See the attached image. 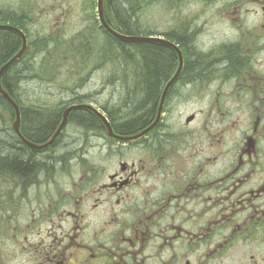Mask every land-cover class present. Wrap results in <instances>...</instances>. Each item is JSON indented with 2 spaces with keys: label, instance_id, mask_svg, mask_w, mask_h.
<instances>
[{
  "label": "flooded vegetation",
  "instance_id": "af4514ba",
  "mask_svg": "<svg viewBox=\"0 0 264 264\" xmlns=\"http://www.w3.org/2000/svg\"><path fill=\"white\" fill-rule=\"evenodd\" d=\"M86 1L0 0V25L22 31L27 40L18 62L30 54L36 64L50 62L44 47L52 46L57 53L59 48L75 50V38L66 35L75 25L86 29L91 15ZM174 1H179L177 8L166 14L159 33L147 31V37L170 45L149 43L159 49L157 57L146 52L145 59L166 72L157 95L148 96L146 64L143 73L130 64L128 93L136 94L141 77L143 100L127 98L123 108L114 107L112 120L106 108H97L114 136L89 110L71 111L63 134L35 151L36 157H45L44 164L33 162L27 179L14 176L9 181L25 192L45 169L58 172V165H65L67 175L76 173L67 180L66 194L54 199L47 193L45 201H37L27 221L35 231L20 248L21 258L29 257L32 246L29 264H264V0H194L219 7L208 9V19L198 9L178 8L184 0ZM222 25L229 30L223 37L206 35L211 26ZM93 26L101 31L98 24ZM0 35H9L14 49L22 46L15 32L0 29ZM31 49L42 50L32 54ZM7 57H0V64ZM80 89H87L86 84ZM73 94L75 90L73 99H62L66 104L59 123L67 104L93 102ZM185 106L196 107L189 112L205 113L184 122L188 126L204 119V137L169 130L173 127L167 113ZM124 108L133 115L121 117ZM241 110L255 112L257 118L225 155L223 141L235 123H222L211 132L209 120L217 113ZM90 115L99 125L93 123L96 127L85 132ZM59 123L53 120L51 125L57 128ZM128 126L135 129L124 132ZM68 127L79 134L65 137ZM145 131L137 139H119ZM16 142L19 148L25 146ZM93 153L96 164L88 161ZM38 167L44 169L39 173ZM15 241L21 243L18 238L6 242Z\"/></svg>",
  "mask_w": 264,
  "mask_h": 264
},
{
  "label": "rangeland",
  "instance_id": "374dc122",
  "mask_svg": "<svg viewBox=\"0 0 264 264\" xmlns=\"http://www.w3.org/2000/svg\"><path fill=\"white\" fill-rule=\"evenodd\" d=\"M88 4L89 2L87 0L86 6L88 10H91V15L88 17L86 29L79 27V25H75L66 36L75 38L74 48L79 49L81 53L87 50L89 53V61L82 60L81 57L71 59L73 58L72 56L66 57V59L63 57L61 61V54L57 53L52 46H49L48 48L44 47L46 52L45 55L48 56L50 62L43 65L48 66V68L46 70L39 68L38 71L36 70L34 73L26 72L22 74L25 76H23L24 80L20 82L21 90L19 92L20 95L18 94L20 98L22 97L23 99H21L22 102L20 101L22 105L28 106L30 102H35L36 105L45 104L47 105V108L56 109V106L64 103L62 99L72 98L73 91L70 92L71 89L75 88L76 85L78 86V84L80 86L86 84L87 89H77L75 90V94L80 96L85 95V97L91 98L93 106L97 108H106L108 110L105 109L107 113L110 112L114 114L113 109L115 106L123 108L127 94L124 85L120 81L121 74H116L113 72V69L108 66V63H112L116 60L118 52H114V54L111 53L108 58L106 55H102V57L100 56L99 52L105 51L106 49L104 48L106 40H104L103 35L97 27L93 26V22L96 21V0L92 1V6L88 7ZM127 5L129 7H134L133 12L130 13L131 19H129L130 25L133 26L132 30L141 29V32L146 33L148 30H153L159 33L161 27L165 24V18H167L166 14H170V11L172 10L168 0H130ZM178 8H191L192 10L198 9L200 10L202 18L208 19V16L212 13L208 12V9L215 10L219 7L201 4V2L194 0H184L179 3ZM227 29L228 28L225 25L220 27L211 26L209 31L206 32V35H222L229 32ZM82 30L84 31L82 32V35L79 36V32ZM44 34L45 30L40 33V35ZM221 37H223V35ZM42 49H31L30 53L34 54L37 50ZM65 49L66 53L72 52L74 54V50L71 47ZM31 57L32 55L30 54L29 58L26 60V64L34 63ZM74 65L77 67H72ZM72 69L74 71H72ZM124 78H126V80H124L127 82L126 88L128 90L129 77L126 75ZM61 90H66L67 92L60 93ZM96 91L97 93L94 94ZM73 103L75 102L69 103L66 106ZM195 109L196 107L193 106H185L179 107L176 112L167 113V121L169 122V125L173 127L169 130L175 133L180 129L181 131L193 134L196 139L200 136L204 137L203 134H201L204 131L201 125V123L204 122V119L196 120L188 126H185L184 124L185 119L190 115H195L196 118L198 117L197 119H199V117H202V115L205 114L189 112ZM121 113L125 114L124 111ZM0 115L2 117V121H0V130L5 133H10L12 125L10 117H8L3 110H0ZM256 118L257 113L241 110L239 112H225L224 114L217 113L213 116L211 121L209 120V128L211 132L212 130H214V132L217 131L222 123H235V129L226 134L223 141V152L225 155H228V152L233 149L235 143L240 138L241 132L246 131ZM239 129H241L240 133H237ZM72 134H79V131L68 127L65 137ZM179 136L181 137L182 135ZM189 142H194V140ZM203 143L204 140H201L200 146H202ZM62 145L66 146L67 143L63 142ZM92 155L93 156H91L88 161L96 164L98 162L97 155L96 153H93ZM225 158L227 159V156H225ZM220 165L221 164H219V166ZM64 166L65 165H58L59 168H56L59 169L58 172L45 169L43 172L46 174H40L34 182V187L25 192L17 191L15 187L10 184L9 181H14V178L10 177L9 174L3 173V175L0 176V264H29L28 260L32 246L27 249L29 257L21 258L20 254L21 244L27 246L23 239L27 238V240H30L31 234L35 231L31 222L27 221L30 219L32 211L37 206V201H45L44 197L47 193H52L54 199H57L59 195L66 194L64 191L68 187L67 180L72 179V176L76 173L72 171L67 175V167L65 166L64 169ZM38 169L40 173L44 168L38 167ZM72 170H75V168ZM12 238H18L21 243H17L16 241L14 244L6 242L8 239L10 240Z\"/></svg>",
  "mask_w": 264,
  "mask_h": 264
},
{
  "label": "trees",
  "instance_id": "16d2710c",
  "mask_svg": "<svg viewBox=\"0 0 264 264\" xmlns=\"http://www.w3.org/2000/svg\"><path fill=\"white\" fill-rule=\"evenodd\" d=\"M93 0H88L89 6H92ZM130 0H104V16L106 19L107 24L112 28L114 31L127 35V36H148L149 33L141 32V29L139 30H132L133 26L130 25L129 19H131L130 13L133 12L134 7H129L127 3ZM170 2V6L176 7L178 2L168 0ZM90 10V9H89ZM95 25H97V22H94ZM104 40H106L105 44V51H100L99 54L102 57V55H106L107 58L111 53L114 54V52H118L117 58L114 62L108 63L109 67L113 69V72L116 74H121L120 81L125 87L126 90V97L124 101V105L127 103V98H134L135 101L139 98L143 100L142 91L145 86V80H143L141 77L136 79V83L138 84L136 86V94H129L128 90L126 88L127 82H125L126 78H124L126 75H128L131 71L130 64H135V70L139 73H143L144 63L146 64V69L148 72V81L147 84L149 85V97H155L157 95L158 91V85L163 80L164 76L166 75L165 69L158 66L155 61L148 62L146 58V52H153L156 57L159 56V49L157 47H154L150 45L149 43H124L121 42L111 36H109L107 33H105L102 29H100ZM12 39L9 35H0V57L8 56L5 60L7 62L10 58H12V54L9 53H15L18 52V49H14L12 45ZM9 44V45H8ZM3 53V55H2ZM116 55V54H115ZM12 56V57H11ZM70 57L72 56V59L80 58L85 61H89V53L87 50H85L83 53L77 48L74 50V54L70 52ZM106 58V60H107ZM28 59V58H27ZM24 59L22 61L16 62L11 67H9L3 74L1 78V84L3 89L8 93V95L14 100V102L18 105L20 110V117H21V133L23 137L35 144L41 145V143H46L49 138L53 135L56 126L53 127L51 125V122H57L59 123V112L63 110V104L56 106V109L47 108V105L40 104L36 105L35 102H30L28 106L21 104L20 98V90H21V84L22 80H24L22 75L26 72L28 73H34L36 70L38 71L39 68L42 70H46L48 66H44L43 64H26V60ZM105 60V61H106ZM4 62V63H5ZM0 64V67L4 64ZM72 67H77L76 65ZM84 69V68H83ZM72 71H74L72 69ZM114 78V77H113ZM125 79V80H124ZM128 87H130L128 85ZM81 86L78 84L75 88L71 89L77 90L80 89ZM19 94V95H18ZM129 94V95H128ZM75 95V94H73ZM23 100V99H22ZM21 101V102H20ZM137 105H142V102L138 103L135 102ZM39 102V101H37ZM128 99V103H129ZM39 104V103H37ZM0 110H3L8 117H10L11 122L14 121V112L11 106L2 98L0 95ZM123 111L125 114L121 113V117L128 118L133 115L132 112H129L127 108H124ZM122 111V112H123ZM109 120H112L111 115L112 113H107ZM51 116H53V120L51 119ZM2 117L0 115V121ZM87 127H85L84 131L89 132V128L92 126V128L96 127L93 123H96L99 125L98 121L95 117L90 115L87 120ZM1 123V122H0ZM135 128L132 126H128L123 131L124 132H131V130H134ZM16 137L14 135V132L11 128L10 133H5L4 131L0 130V176L4 174H9L10 177H20L22 179H27L29 176V171H32L35 167L32 165L33 162H37L39 164H44L45 157L39 156L36 157V152L34 150H31L27 146H23L22 148H19L18 143L16 142ZM30 156V158L28 157ZM65 169V166H64Z\"/></svg>",
  "mask_w": 264,
  "mask_h": 264
},
{
  "label": "water",
  "instance_id": "95a60500",
  "mask_svg": "<svg viewBox=\"0 0 264 264\" xmlns=\"http://www.w3.org/2000/svg\"><path fill=\"white\" fill-rule=\"evenodd\" d=\"M102 2L103 0H98L97 1V8H98V18L100 21L101 26L111 35L113 36L115 39L121 41V42H125V43H160V44H164V45H169L168 43H166L165 41L158 39V38H147V37H132V36H124L121 34L116 33L115 31H113L112 29H110L108 27V25L106 24L104 17H103V11H102ZM0 29L3 30H10L15 32L16 34H18L20 36V38L22 39V48L20 49V51L18 52L17 55H15L11 60H9V62H7L5 65H3L0 68V95L2 96V98L12 107L13 111H14V117L15 120L13 122L12 128L15 132V134L19 137V139L28 147H30L33 150H42L46 147H48L49 145H51L54 140L57 138V136L60 134L61 130L63 129L65 122H66V118L67 115L69 114L70 111L72 110H76V109H85V110H89L90 112H92L98 119L101 120V122H103V124L106 126L109 135H113L112 131L110 129V126L106 120V118L100 114L97 110H95L94 108L90 107V106H86V105H80V106H73L68 108L65 113H64V118L62 123L60 124V126L58 127L57 131L55 132V134L52 136V138L46 142L43 145H35L32 144L30 142H27L22 135L20 134L19 131V126H20V112H19V108L17 106V104L12 100V98L7 94V92L4 91V89L2 88L1 85V77L2 74L12 65L14 64L22 55V53L24 52L25 48H26V39L24 34L15 28H12L10 26H0ZM170 46V45H169ZM174 80V79H173ZM173 80H171L167 86V88L169 87V85L173 82ZM147 131L139 134L138 136H136L135 138H119L122 141H129V140H133V139H137L142 137Z\"/></svg>",
  "mask_w": 264,
  "mask_h": 264
}]
</instances>
